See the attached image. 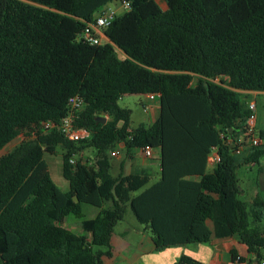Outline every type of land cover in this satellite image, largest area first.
Masks as SVG:
<instances>
[{"label": "trees", "instance_id": "1", "mask_svg": "<svg viewBox=\"0 0 264 264\" xmlns=\"http://www.w3.org/2000/svg\"><path fill=\"white\" fill-rule=\"evenodd\" d=\"M115 1L130 9L103 42L81 40ZM162 1L166 9L158 0H0V152L29 138L0 159V258L14 249L0 264H105L128 207L157 252L239 236L264 261V194L249 207L237 177L264 146L237 156L221 138L245 128V94L264 93V0ZM148 94L160 97L159 118L131 128L132 112L119 100ZM74 96L85 102L76 125L90 136L73 142L45 132L41 123H60ZM121 144L130 156L159 150L160 179L148 186L145 170L113 177L110 155ZM59 148L68 191L46 160ZM88 148L98 152L96 171L71 163ZM84 205L100 212L84 217L77 234L62 222L83 217ZM175 264L204 263L183 255Z\"/></svg>", "mask_w": 264, "mask_h": 264}, {"label": "crops", "instance_id": "2", "mask_svg": "<svg viewBox=\"0 0 264 264\" xmlns=\"http://www.w3.org/2000/svg\"><path fill=\"white\" fill-rule=\"evenodd\" d=\"M257 93V92H255ZM262 94L264 93H257ZM147 102V99H146ZM148 113L152 114V124L159 118L160 115V98L153 102H147ZM118 162L112 163V170H115L117 177L121 171L128 175L133 172L145 170L161 176L159 157H154V161L145 158L141 151L132 152V157L135 158L136 166L131 162L126 163L124 145L121 144ZM160 155L159 150H155ZM215 153V152H214ZM135 154V155H134ZM137 154V155H136ZM123 155V156H121ZM138 156V157H137ZM143 157V158H142ZM147 159V160H146ZM112 160V159H111ZM215 165L209 164L208 172L213 170ZM244 167H248L251 172H254V180L249 185H240L238 172ZM237 177L239 185L242 190L240 196H247L248 199L244 201L249 207L258 195L264 194V156L257 164L243 165L237 170ZM158 179V180H159ZM157 180V181H158ZM156 181V182H157ZM154 184V183H153ZM243 201V200H242ZM98 211V210H97ZM99 212H95L90 218H95ZM126 218V216H125ZM128 221V222H127ZM122 229L117 230L119 225H124ZM64 225V224H63ZM208 225L213 229L212 222ZM64 227H66L64 225ZM67 228V227H66ZM148 227L142 225L133 218L121 221L116 227L112 237V257L104 258L105 264H175L183 255L192 257L204 264H259L256 258L248 251L247 245L241 240L239 236L228 237L224 239H214L208 244H197L188 246L172 247L162 251H155L153 238L147 231ZM149 230V229H148ZM14 252L12 253V255ZM238 258H241L238 260Z\"/></svg>", "mask_w": 264, "mask_h": 264}, {"label": "rangeland", "instance_id": "3", "mask_svg": "<svg viewBox=\"0 0 264 264\" xmlns=\"http://www.w3.org/2000/svg\"><path fill=\"white\" fill-rule=\"evenodd\" d=\"M158 3L163 9L167 8L165 3L162 0H158ZM109 6L115 8L117 10L118 16L122 15L125 12L119 1L112 2L109 4ZM97 16H98V13L95 14V18ZM119 55H120V57L124 56V54L122 52H120ZM220 80H221V78L218 79V82ZM195 82H196V80H194L193 85L195 84ZM245 101L247 104L251 101L256 102L255 114L257 117V123H256L257 131H258V133L264 132V95L257 94L255 92L247 93V94H245ZM145 104H146V95H127V96H124L123 98H121L119 100V105L121 107L127 108V109L131 110V112H132L131 128H136L140 124H144L147 126L152 124V122H151L152 114L151 113H145V111H144ZM28 139L29 138H27L23 135H20L19 137H17L14 141H12L9 145H7L0 152V159L3 156L7 155L8 153L12 152L16 147L20 146L22 143H24ZM262 146H264V144ZM62 153H63V150L61 148H59L57 150L56 155L51 156V155L47 154L46 160H47L48 164L50 165L51 176H52L55 184L62 191H68L69 190V184L62 177V174H61V166H62L61 155H62ZM108 154L110 155V151L108 152ZM125 154H128L126 150H125ZM121 156H123V155H121ZM125 156L127 157L126 163L132 162L136 166V164H137L135 162L136 156H135V158L130 156V155H125ZM155 156L159 157V153L157 151L155 152ZM97 158H98L97 150H95L93 148H88V149H85V150L81 151L80 153L76 154L73 157V160L76 161V160L80 159L81 161L86 163L90 168H92L94 171H96ZM118 158L119 157H113L110 155V160L112 159L111 162L113 161V163L118 162ZM157 159H158L157 161H159V158H157ZM150 160L154 161V159H150ZM134 172L135 171L133 170L132 173H134ZM111 174L113 176H116L115 170H112ZM158 177H159L158 174L153 173V180L151 181V183L148 186L155 183L159 179ZM238 177L240 180V185H242V186L246 185L247 186L254 180L255 174H254V172H251L248 167H244V169H242L238 172ZM240 199L243 201H246L248 199V197L247 196H244V197L240 196ZM107 207H109V205H107ZM95 212H100V209H97V208L89 206V205H84V207H83V215L84 216L83 217L77 218L74 216H68L64 219V221L62 222V225L64 224L68 229L74 231L77 234H83L81 227H80L81 221L84 219V217L90 218L91 215H94ZM128 218H133V220H136V218H135L132 210L130 209V207L127 208L125 220H127ZM126 224L127 223H125L124 225H119L117 230L122 229L124 226H126ZM142 227L145 228L146 226L142 225ZM147 231L151 235V233L148 229H147ZM13 252H14V249L10 248L8 250V252L0 258V263L10 259L13 256L12 255Z\"/></svg>", "mask_w": 264, "mask_h": 264}, {"label": "built area", "instance_id": "4", "mask_svg": "<svg viewBox=\"0 0 264 264\" xmlns=\"http://www.w3.org/2000/svg\"><path fill=\"white\" fill-rule=\"evenodd\" d=\"M123 10L126 12L130 9V3H121ZM118 17L117 10L109 5L104 7L98 12V16L95 18V22L86 27L84 32L80 35V39L84 40L90 44L98 45L103 42L105 36L103 31L108 28L112 22ZM217 78L215 81L218 82ZM160 98L159 95L148 94L146 95L147 102H153ZM145 104L144 111L148 113V104ZM85 102L83 98L79 96L71 97L68 101L69 111L65 118L60 123H55L53 121H46L41 123V127L45 132H52L58 130L61 132L66 139L78 142L90 136V133L84 128H79L76 125L78 119V114L84 108ZM249 108L252 111L251 116L246 121V126L243 130L232 134L228 129L221 132V138L225 144L231 148V152L234 155L241 156L252 152L254 149L262 146L264 144V139H262L257 131L256 123L257 117L255 114L256 102H249ZM145 158L152 159L155 157V149L151 147H145L141 150ZM215 152V153H214ZM209 157V164L216 165L219 160L217 150H215ZM120 150H114L111 152V156H119ZM74 163V160H71ZM241 258H238L240 260ZM259 264H264L261 261Z\"/></svg>", "mask_w": 264, "mask_h": 264}, {"label": "water", "instance_id": "5", "mask_svg": "<svg viewBox=\"0 0 264 264\" xmlns=\"http://www.w3.org/2000/svg\"><path fill=\"white\" fill-rule=\"evenodd\" d=\"M101 122H102V123H106V122H107V118H103V119H101Z\"/></svg>", "mask_w": 264, "mask_h": 264}]
</instances>
